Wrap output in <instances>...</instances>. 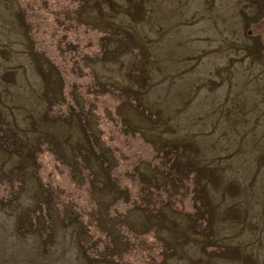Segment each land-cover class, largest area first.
Listing matches in <instances>:
<instances>
[{"label":"rangeland","instance_id":"rangeland-1","mask_svg":"<svg viewBox=\"0 0 264 264\" xmlns=\"http://www.w3.org/2000/svg\"><path fill=\"white\" fill-rule=\"evenodd\" d=\"M204 263L264 264V0H0V264Z\"/></svg>","mask_w":264,"mask_h":264},{"label":"trees","instance_id":"trees-1","mask_svg":"<svg viewBox=\"0 0 264 264\" xmlns=\"http://www.w3.org/2000/svg\"><path fill=\"white\" fill-rule=\"evenodd\" d=\"M99 8H100V6H98ZM22 24L23 25H25L26 27H27V20L26 19H22ZM100 27V26H99ZM28 28V27H27ZM107 29V35L109 34V36H113V34L114 33H112L111 34V31L108 29V27L106 28ZM24 30H25V28H24ZM123 33H125L126 34V31L125 30H121ZM25 33H27V32H25ZM28 34H30V31H29V29H28ZM108 36V37H109ZM32 42V41H31ZM30 48H31V55L34 57V53L36 54V51H33L32 50V48H33V45L32 46H30ZM35 50V49H34ZM42 63H44V61L42 60ZM42 63H41V66L39 65L38 67V69H39V71H40V73H41V75L43 76V79L46 81V83H47V86L48 87H53L54 88V91H55V87H56V84H55V82H57V85L59 84L60 85V80H62V77H61V75H59L58 74V72L55 70L56 68L55 67H53V65H51V63L49 64L48 62H46V63H44V64H47V68H46V70L43 68V65H42ZM52 66V67H51ZM55 68V69H54ZM52 72H55L56 74H57V80L56 79H54L53 78V74H52ZM52 74V79L51 78H49V76ZM52 82V85L53 86H50V83ZM98 84H100V83H98ZM52 96V95H51ZM51 99L54 101V97H51ZM87 110H89V109H87ZM76 112L78 113V112H80L81 114H82V111H77L76 110ZM89 112V111H88ZM45 117H46V120H50L47 116H46V114H45ZM89 116L87 115V119L84 117L83 119H84V121H83V123L86 125V124H88V122H89V118H88ZM177 144V143H176ZM98 145H99V143H98ZM177 146L179 147V149H183L184 148V144H181L180 143V145H178L177 144ZM103 147L102 146H100L99 145V147H98V149H96L95 147H94V144H93V146H91L90 147V152L88 151V153L87 154H89V155H91V156H93V157H96L97 158V156L100 158V156H102V154H103V152H102V149ZM27 153V155H31L30 153H31V151H27L26 152ZM104 157V156H103ZM104 167H106V165H104ZM103 167V168H104ZM105 169V168H104ZM178 173H181V168H178ZM177 173V174H178ZM179 176H182V175H179ZM200 191H201V189H200ZM158 212H160L159 214H160V219L161 220H165V212L163 213V211L161 210V211H159L158 210ZM149 220H152V218H148ZM153 223V222H152ZM160 223H162L161 221H160ZM154 224V223H153ZM206 224V223H205ZM162 226V225H161ZM161 226H159V228H158V232H159V230H160V228H161ZM165 241H166V239L165 240H163V250L165 249L164 248V246H165ZM168 243V242H167ZM121 244V241L118 243V244H116V245H113L112 247H114L113 249H114V251H115V248L118 246V245H120ZM172 247H174V246H172ZM169 248H171L170 246H169ZM170 250V249H169ZM172 250H174V249H172ZM236 250V249H235ZM233 251V250H232ZM240 255H242L241 253H240V251L239 250H236V253H235V256L236 257H238V256H240ZM205 259H203V261H204ZM203 261H202V263H203ZM206 261V260H205ZM207 262V261H206ZM204 264H206V263H204Z\"/></svg>","mask_w":264,"mask_h":264},{"label":"bare ground","instance_id":"bare-ground-1","mask_svg":"<svg viewBox=\"0 0 264 264\" xmlns=\"http://www.w3.org/2000/svg\"><path fill=\"white\" fill-rule=\"evenodd\" d=\"M132 142V141H131ZM133 148L131 149V154H135L136 150H137V145L135 144V142L132 143ZM130 154V153H129Z\"/></svg>","mask_w":264,"mask_h":264}]
</instances>
